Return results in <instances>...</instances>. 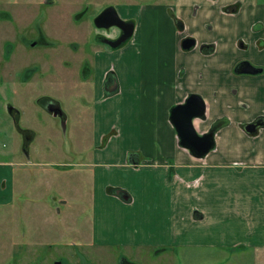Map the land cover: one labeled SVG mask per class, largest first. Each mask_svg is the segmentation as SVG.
<instances>
[{
    "label": "crops",
    "instance_id": "1",
    "mask_svg": "<svg viewBox=\"0 0 264 264\" xmlns=\"http://www.w3.org/2000/svg\"><path fill=\"white\" fill-rule=\"evenodd\" d=\"M139 12L141 24L134 23L120 51L108 53L116 63L109 66L99 52L93 62L101 97L93 110L95 149L74 163L92 184L91 244L155 253L218 251L264 264V125L252 134L242 129L264 119V0H173L142 5ZM109 31L111 39L116 30ZM185 36L195 39L187 50L181 47ZM243 58L261 72L233 75ZM109 77L117 78L111 92ZM189 94L205 104V118L193 121L197 133L227 119L203 157L179 145L169 121L171 108ZM103 104L112 108L99 109ZM109 129L114 134L103 142ZM13 165L0 161V169Z\"/></svg>",
    "mask_w": 264,
    "mask_h": 264
},
{
    "label": "rangeland",
    "instance_id": "2",
    "mask_svg": "<svg viewBox=\"0 0 264 264\" xmlns=\"http://www.w3.org/2000/svg\"><path fill=\"white\" fill-rule=\"evenodd\" d=\"M164 2L173 0H55L47 8L54 41L50 49L26 47L18 41L45 19L43 10L38 12V0H0V161L14 163L0 169V201H12L0 205V264H121L125 257L140 264H247L236 261V254L228 257L218 251L155 253L96 247L90 241L92 184L86 169L74 163H82L80 154L89 159L95 149L93 110L101 99L93 76L95 54L102 53L100 59L112 66L117 56L108 53L120 48L98 41L97 34L114 33L96 28L93 18L113 6L122 19L140 25L142 5ZM15 35L19 44L12 49L9 44L15 43ZM239 46L245 44L239 41ZM251 55L258 57L253 50ZM243 60L248 59L239 62ZM233 75H239L234 68ZM133 78L130 74L129 80ZM41 94L60 102L64 123L38 109L36 99ZM9 104L16 114L7 111ZM111 130L103 142L114 134ZM27 132L29 140L24 137ZM64 167L67 174L61 171Z\"/></svg>",
    "mask_w": 264,
    "mask_h": 264
},
{
    "label": "water",
    "instance_id": "3",
    "mask_svg": "<svg viewBox=\"0 0 264 264\" xmlns=\"http://www.w3.org/2000/svg\"><path fill=\"white\" fill-rule=\"evenodd\" d=\"M93 24L96 28L108 29L110 27H117L120 29V35L115 39L104 37L101 42L108 45L111 48L119 47L125 42L132 34L134 30V22L123 20L117 13L113 6H107L103 8L93 18ZM195 44V40L191 37H185L182 40L183 48H190ZM261 68L255 67L248 61H242L236 68L237 73L257 74L261 72ZM117 87V82L114 81L109 86L108 91L111 92ZM59 106L56 104L53 108H56L53 115H58L60 112ZM52 108V109H53ZM205 118V104L203 99L197 94H189L182 103L176 104L170 110L169 121L174 126L178 137L179 145L187 148L190 153L195 157L205 156L214 146V135L216 130L214 128L209 129L205 133H197L193 121L195 119ZM264 125V120L261 117L256 118L250 123H246L242 126V129L247 134L257 132V130ZM59 263V262H58Z\"/></svg>",
    "mask_w": 264,
    "mask_h": 264
},
{
    "label": "flooded vegetation",
    "instance_id": "4",
    "mask_svg": "<svg viewBox=\"0 0 264 264\" xmlns=\"http://www.w3.org/2000/svg\"><path fill=\"white\" fill-rule=\"evenodd\" d=\"M54 4H55V0H38V12L43 10L44 15H45V19H43L42 22H37V23L34 22L35 25L31 26V28L33 29L32 30L33 32L27 33L25 35V37H23L21 40H19L18 37L15 35V43L9 44V47H12V49H13L15 44L21 43V45L26 46V47L44 46V47H47L50 49L54 48V41L51 39L53 37V35H51V34H53V29H52L51 24H50V20H51L50 15L51 14H50V11L47 10V8L53 6ZM6 16H7L6 17L7 19L10 18V16L8 14ZM128 21H131V20H128ZM176 22H177V28H179V30H182L183 29V22L180 19H176ZM99 29H102V28H99ZM113 29L116 30V35L114 37H112L111 39L117 38L121 32L120 29L117 27H110L106 30H113ZM97 35H98V41L101 42V39L104 38V35H101V34H97ZM185 37H191V36H185ZM185 37H183V38H185ZM183 38H182V40H183ZM191 38H193V37H191ZM17 39H18L19 43H16ZM182 40H181V47H182ZM202 48H200V49H202ZM183 49H185V48H183ZM187 49H189V48H186L185 50H187ZM50 55H51V53H50ZM243 61L250 62L249 60H243ZM239 63L236 64V66L234 67L235 72H236V68L238 67ZM250 64H252L255 67L261 68L259 66L254 65L252 62H250ZM35 68H37V67H35ZM32 71L34 73L37 72V70L34 71V68L32 69ZM114 80L115 79L112 80V78H110V77L107 78V80H105L107 91H108L109 86H111L112 83L114 82ZM36 104H37L38 109H40L44 112H47L51 116L59 117L61 119L62 123H64L65 112H64L63 108L61 107L60 102L55 97H52L49 94H41L36 99ZM56 104L59 106L58 108H59L60 112L58 113V115H53V113L56 110V108H53V107ZM7 111L10 112L12 115L14 113L15 114L17 113V110L11 104H9L7 106ZM13 119H14V117H13ZM211 128L212 127H210V129ZM24 137L27 138V140H29L31 138L30 133L27 132ZM121 264H140V263H137V262L133 261L132 259L125 257V258L121 259Z\"/></svg>",
    "mask_w": 264,
    "mask_h": 264
},
{
    "label": "trees",
    "instance_id": "5",
    "mask_svg": "<svg viewBox=\"0 0 264 264\" xmlns=\"http://www.w3.org/2000/svg\"><path fill=\"white\" fill-rule=\"evenodd\" d=\"M227 123V119L226 118H220L218 120H216L213 124H212V128H214L215 130H217L218 128L222 127L223 125H225Z\"/></svg>",
    "mask_w": 264,
    "mask_h": 264
}]
</instances>
